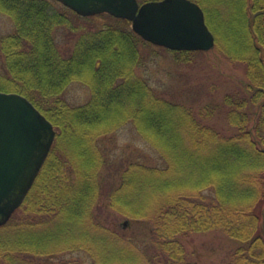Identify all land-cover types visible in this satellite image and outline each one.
I'll use <instances>...</instances> for the list:
<instances>
[{
    "label": "trees",
    "instance_id": "trees-1",
    "mask_svg": "<svg viewBox=\"0 0 264 264\" xmlns=\"http://www.w3.org/2000/svg\"><path fill=\"white\" fill-rule=\"evenodd\" d=\"M194 1L216 48L244 64L248 82L206 108L208 116L217 108L225 114L221 129L137 72L139 43H153L130 20L106 13L115 26L80 32L64 52L54 29L71 24L65 11L0 0L15 20V32L1 40L8 75H0V90L28 97L57 130L23 204L0 226V264H55L57 257L70 264L64 252L83 253L91 264H203L189 260L176 237L210 229L238 241L219 264H264V0ZM175 52L188 60L196 51ZM73 81L89 85L87 102L67 101ZM126 124L155 148L159 163H130L105 192L101 140ZM111 208L142 223L154 249L107 223Z\"/></svg>",
    "mask_w": 264,
    "mask_h": 264
},
{
    "label": "rangeland",
    "instance_id": "rangeland-1",
    "mask_svg": "<svg viewBox=\"0 0 264 264\" xmlns=\"http://www.w3.org/2000/svg\"><path fill=\"white\" fill-rule=\"evenodd\" d=\"M51 11L58 13L65 11L67 14L66 23H71L57 27L55 35L61 50L68 52L72 44L79 36L80 32L92 33L99 28L113 25L114 19L106 13L91 15L89 18H79L73 12L64 9L58 0H37ZM150 0H145L143 2ZM85 17V16H84ZM73 25L76 29H71ZM132 25V24H131ZM130 25V26H131ZM132 27V26H131ZM133 28V27H132ZM15 20L12 14L0 8V75L7 76L4 67L5 53L2 50V41L10 33H14ZM223 41V40H222ZM139 53L142 54L141 66L137 67V72L143 77L150 79L151 84L161 94H166L176 100L183 102L185 106L193 108L196 112H203L202 120L215 125L216 128H224L226 124L225 114L216 109L208 116L206 108H215L217 103L223 99L224 93L234 88L246 87L247 79L245 76L244 64L230 61L221 54L215 46L209 50H197L190 59L181 58L175 50L166 47L145 43H139ZM89 85L82 81L69 82L65 97L67 101L74 104L87 102L92 95ZM4 91V90H3ZM52 106V102L50 103ZM207 114V115H206ZM204 116V117H203ZM203 120V121H204ZM102 143L108 166L103 171L104 190L114 187L121 181L120 177L130 163H148L157 165L159 163L155 148L135 129L132 124H126L116 131L107 133L102 137ZM141 200H145L142 196ZM108 222L112 227L117 226L122 234L128 237H136L143 245L145 239L150 248L154 249L150 234L148 238L143 236L146 232L141 229L142 223H130L126 215L108 209ZM113 222V223H111ZM148 233V232H147ZM185 247L189 260L203 264H219L231 258V253L237 247L238 241L227 236L219 230L193 231L187 234H179L176 237ZM151 244V245H150ZM64 258L71 264H91L89 256L83 253H63ZM61 257L53 261L58 264Z\"/></svg>",
    "mask_w": 264,
    "mask_h": 264
},
{
    "label": "water",
    "instance_id": "water-1",
    "mask_svg": "<svg viewBox=\"0 0 264 264\" xmlns=\"http://www.w3.org/2000/svg\"><path fill=\"white\" fill-rule=\"evenodd\" d=\"M80 15L129 19L144 39L173 50H209L216 37L194 0H58ZM50 119L23 94L0 90V225L32 188L56 138Z\"/></svg>",
    "mask_w": 264,
    "mask_h": 264
}]
</instances>
